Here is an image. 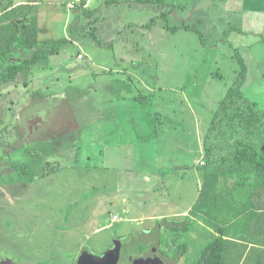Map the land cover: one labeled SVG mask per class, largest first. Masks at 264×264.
Here are the masks:
<instances>
[{
    "label": "rangeland",
    "instance_id": "1",
    "mask_svg": "<svg viewBox=\"0 0 264 264\" xmlns=\"http://www.w3.org/2000/svg\"><path fill=\"white\" fill-rule=\"evenodd\" d=\"M39 1L23 15L39 26L34 50L47 54L22 72L29 87L1 89L0 138L19 143L13 159L30 154L4 171L1 238L37 264H65L84 245L103 253L160 221V247L172 250L176 237L178 264H200L225 221L196 215L210 210L199 204L202 151L210 134L224 136L213 114L244 64L243 90L264 106V0H234L235 9L231 0ZM229 175L219 178V205L250 210L233 200L241 184L225 185ZM189 208L195 216H184ZM171 222L190 229L174 232ZM235 237L225 264H244L247 246Z\"/></svg>",
    "mask_w": 264,
    "mask_h": 264
},
{
    "label": "trees",
    "instance_id": "2",
    "mask_svg": "<svg viewBox=\"0 0 264 264\" xmlns=\"http://www.w3.org/2000/svg\"><path fill=\"white\" fill-rule=\"evenodd\" d=\"M87 3L88 0H80V8H86ZM11 16L14 17V14H8L5 18ZM23 43L26 44V41L23 40ZM56 50L53 48L50 52H55ZM45 54L47 53L37 54L32 59L26 60L20 66L8 67L0 73V84L15 79L19 71L27 65L35 64L44 58ZM247 71L248 67L244 64V68L235 77L213 114L211 126L212 128H219L215 133L221 132L224 136H222L223 138H217L210 134L204 146V158L208 162H211V165H215L218 162L217 159H222L221 156L217 155L218 151L231 150L230 155L228 157L223 156V159H232V166L236 170L234 174L237 175L236 173H240L241 177L248 181V183L244 181L247 187L257 188L261 183L264 186V106H260V102L250 99L243 90L247 82ZM228 143H231V146H227ZM202 162L204 163L205 161L203 160ZM219 163L221 164L222 162L220 161ZM213 169V166L210 167L209 171L206 169L199 204L203 202L208 203L212 208H215V215L218 216L222 212L224 213L223 210L230 208V215L226 217L223 224L219 223L215 225L217 226L218 233L213 235L214 240L205 248L204 252L209 254L210 257H207L204 261L201 259L200 264H225L224 253L227 251L226 246L234 243L232 236H242L240 239L242 241L245 240V245L252 243V249H259L261 254H259L255 264H264V215L259 214L261 217L254 219L252 217L253 212H249V210L236 212V208H238L236 205H230L229 208L222 206L221 208L218 201H220L219 198L222 194L218 193L216 188L219 186L218 182L220 176H222V171L216 169L213 172ZM253 169H255L254 172L256 173H253ZM209 192L211 193L210 196L208 195ZM244 204L250 206L247 201ZM233 207H236L235 210ZM217 209H219L218 212L216 211ZM194 210L192 211L193 216H195L196 212ZM214 210L208 211L200 209L203 213L201 217L205 218L206 216L212 215V211ZM196 215L200 217L198 212ZM241 215H244L245 221H242L243 218H239ZM190 217L187 216V221H189ZM208 221L210 225L213 222L211 220ZM256 222L257 225L254 227ZM179 227L180 225L176 224L173 227H169V229L171 228L174 232L175 229L183 230V232H187L190 229L188 222H185L182 229ZM231 230L235 232L233 235L229 233ZM249 257L247 256L244 260L242 259L244 264L246 262L249 264Z\"/></svg>",
    "mask_w": 264,
    "mask_h": 264
},
{
    "label": "flooded vegetation",
    "instance_id": "3",
    "mask_svg": "<svg viewBox=\"0 0 264 264\" xmlns=\"http://www.w3.org/2000/svg\"><path fill=\"white\" fill-rule=\"evenodd\" d=\"M5 1H8L9 3L5 4ZM11 1L12 0H0V10L2 9V11L0 12V73L10 66H20L26 60L32 59L35 55L40 54L36 50H34V48H36L40 44L38 33L36 32L37 30H39V26L37 28V24L29 22L27 14L23 15L24 7L33 9L35 6L40 4V1L37 0L35 2H23L20 4H14ZM8 14H14V17L11 16L5 18V16ZM23 40L26 41V44L23 43ZM33 65L34 64L25 66L16 74L15 79L0 84V96H2L0 98V105H3L1 104L2 100H9V98H7L4 93H2L1 89L11 84H13L14 86H19V84L22 83L20 81L22 72L31 70ZM22 84L26 87H29L30 85L28 82L24 81ZM6 140L7 139L0 138V200H2L3 196L1 194V190L4 189L3 187L5 185L3 179L5 169L9 167L11 172L16 167V161H23L28 164L30 159L28 157L30 156V154L25 152L24 154L26 157L20 155V157L18 156V158L13 159L12 153L14 151H19L20 153H22V149H19V143L13 141H10L9 143V141ZM11 165L14 166V168ZM12 178H14V176ZM14 181H16L15 178L12 183ZM4 205L5 204H2V202H0V211L1 206H3V208L5 209ZM2 217V214H0V227L5 229L6 224L3 219L4 217ZM171 223L175 225L174 222ZM161 225L162 224L159 221L153 228L151 227L143 231H139L140 233L134 232L129 238H116L114 239V242L110 246V248L103 253H98L92 250L94 248L90 245H84L82 250L74 258H70L71 256H68L67 260L70 261V263L66 262L65 264H78L79 259L82 255L89 256L93 261V264H99L98 260L92 258L93 254L99 257H103L110 251H113L115 254L116 264H136L135 261L137 259H143V262L139 264H178L179 261L185 256L180 254L179 252L175 254L174 248L176 247V237L175 239L174 237H170L171 243L172 245H174L172 250L169 248L162 249L160 247L161 244H163L161 238ZM1 237L2 236L0 235V264H37L39 262L30 258H23V256L21 255L22 251L18 249V247H16V244L8 243ZM51 263V260L47 258L45 264ZM112 263L113 260L110 262V264Z\"/></svg>",
    "mask_w": 264,
    "mask_h": 264
},
{
    "label": "crops",
    "instance_id": "4",
    "mask_svg": "<svg viewBox=\"0 0 264 264\" xmlns=\"http://www.w3.org/2000/svg\"><path fill=\"white\" fill-rule=\"evenodd\" d=\"M79 1V0H78ZM94 0H88V3H87V5H86V8L88 7H90V6H92V2H93ZM234 0H231L230 1V4H227L228 5V8H230V7H232V9H235L236 7H238V5L236 6V7H234L233 6V4H234ZM242 2V0H240V3ZM127 73L130 75V77H131V79L132 78H136L135 76V74H131V72L129 71V70H127ZM128 75V76H129ZM203 154H204V152H205V150L203 149ZM227 152H229V153H227ZM230 153H231V150H224V151H222V152H220V151H218V153H217V155L218 156H221L222 157V159H223V156H226V157H228L229 155H230ZM204 157V156H203ZM219 160V159H217V163H215V165H211V162H208L207 161V164L205 165L207 168V170H209L210 169V167H214V169H213V172H214V170H216V169H219L220 171H222V174H230L229 176L230 177H228V176H226V179H227V182H225L226 184L225 185H227V184H230L231 186H233V185H236V184H240L241 183V185L239 186V187H237L238 188V191H239V194H241V196L239 197V195H238V198L237 199H233V200H239V202H241V204H244V202L245 201H247L250 205H252L253 206V208H250V210H249V212H253V218L255 219H258V218H260L261 216H259V214L260 213H258L257 212V207L256 206H260V202H264V186H263V184L261 183V184H259L258 185V187L256 188H254V187H247L246 185H245V183H244V181H247V180H245V179H243L242 177H241V175H240V173H236L237 175H235L234 173L236 172V170L233 168V166H232V163H233V161H232V159H226V160ZM203 160H201V162H202ZM222 162L221 164H218L219 162ZM202 164H203V162H202ZM212 169V168H211ZM255 171V169H253V173H256V172H254ZM203 178H204V176H203ZM264 182V181H263ZM246 183H248V181L246 182ZM200 188V187H199ZM226 193V196H228L229 194L227 193V192H225ZM225 195V194H224ZM244 200V201H243ZM254 203V204H253ZM259 204V205H258ZM215 208H212L211 206H210V210H214ZM194 210V208L192 209V208H189V209H187L186 211H184V212H182L183 214H184V216H186V215H189V214H191L192 213V211ZM215 211V210H214ZM214 211H212L213 212V214L212 215H209V216H206L205 218L206 219H208V220H211V221H213V219L215 218L214 217ZM217 212L219 211V209H217L216 210ZM199 214V213H198ZM201 216H203V213H200V217ZM166 217H168V216H166ZM197 217V216H196ZM220 217V219L222 218L223 220L224 219H226L225 217L223 218L222 216H219ZM198 218H199V216H198ZM201 219H202V217H201ZM203 220V219H202ZM202 224V223H201ZM204 225V224H203ZM256 226V224H254V227ZM228 238H230V237H228ZM234 241V243H239L238 242V240H235V239H233ZM240 240V239H239ZM242 244H244V246H245V244H246V242H244V243H242ZM248 245H246L247 247L245 248V251H244V258L246 257V255H248V253L249 252H251V250H253V255L255 254V252H256V250L253 248L252 249V247L251 246H253L252 245V243H247ZM259 254H261V251H258L257 252V254H255L256 255V261L258 260V256H259ZM244 258H243V260H244ZM242 260V261H243Z\"/></svg>",
    "mask_w": 264,
    "mask_h": 264
},
{
    "label": "water",
    "instance_id": "5",
    "mask_svg": "<svg viewBox=\"0 0 264 264\" xmlns=\"http://www.w3.org/2000/svg\"><path fill=\"white\" fill-rule=\"evenodd\" d=\"M92 258H95L96 260H98L99 264H110V262L112 260H113L112 264H116V258H115V254L113 251L108 252L103 257H99V256L93 254ZM106 262H108V263H106ZM135 262H136V264H139V263L143 262V259H137ZM78 264H93V261L91 260V258L89 256L82 255L79 259Z\"/></svg>",
    "mask_w": 264,
    "mask_h": 264
},
{
    "label": "built area",
    "instance_id": "6",
    "mask_svg": "<svg viewBox=\"0 0 264 264\" xmlns=\"http://www.w3.org/2000/svg\"><path fill=\"white\" fill-rule=\"evenodd\" d=\"M80 57H82V55L80 54Z\"/></svg>",
    "mask_w": 264,
    "mask_h": 264
}]
</instances>
